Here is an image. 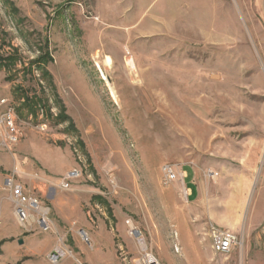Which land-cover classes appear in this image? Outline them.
<instances>
[{
	"label": "rangeland",
	"instance_id": "rangeland-1",
	"mask_svg": "<svg viewBox=\"0 0 264 264\" xmlns=\"http://www.w3.org/2000/svg\"><path fill=\"white\" fill-rule=\"evenodd\" d=\"M0 97L17 116L0 124V264L55 248L56 264H264V0H0ZM8 177L47 231L18 225ZM206 211L232 226L228 254Z\"/></svg>",
	"mask_w": 264,
	"mask_h": 264
},
{
	"label": "built area",
	"instance_id": "built-area-1",
	"mask_svg": "<svg viewBox=\"0 0 264 264\" xmlns=\"http://www.w3.org/2000/svg\"><path fill=\"white\" fill-rule=\"evenodd\" d=\"M10 104H14L6 97H0V124L3 119L9 121V125H13L15 114L10 113ZM1 134V131H0ZM6 144L0 143V147ZM165 182L178 181L181 182V194L188 200L190 189L185 181V172H177L171 165L166 164L163 167ZM78 176V173H70L63 177L60 185L67 188L71 182V178ZM6 185L11 188V199L13 204V215L18 225L26 231L31 230L36 225L40 230L47 231L49 228V220L47 217L48 208L43 206L40 200L24 193L22 185L14 183L13 178L6 179ZM130 232H134L136 236L140 233L135 229L129 220L126 221ZM209 237L211 239L212 250L218 254H228L236 244V236L233 232L220 228L215 225L209 226ZM62 250L59 252L57 248L49 253L48 259L52 264H56L61 257ZM134 264H158L157 261L149 254H140L135 259Z\"/></svg>",
	"mask_w": 264,
	"mask_h": 264
},
{
	"label": "crops",
	"instance_id": "crops-1",
	"mask_svg": "<svg viewBox=\"0 0 264 264\" xmlns=\"http://www.w3.org/2000/svg\"><path fill=\"white\" fill-rule=\"evenodd\" d=\"M186 183H187V185H188L189 188H190V197H191V200H192V201H195V200L198 198L199 194H200V188H199V186H197V185L195 184V182L193 181L192 178H191L188 182H186ZM36 185H37L38 187H42V186H43L40 182L37 183ZM4 200H5V196H0V203H1V205H3ZM6 203H7V205H8L7 207H9L10 202L7 200ZM3 207H4V206H2V210L4 209ZM224 210H226V206L224 207ZM201 217H202L203 219H205V220H206V219H212L213 221L216 222V225H217L218 227H220V228H224V229H227V230L233 232L232 230H230L229 228H227V227H232L229 223L224 222V221L221 220L220 218L218 219V218H216V217H213L210 211H206L205 213L203 212V213L201 214ZM207 228H208V227H207ZM198 229H199V230H201V229H204V230H205V225H204V224L200 225Z\"/></svg>",
	"mask_w": 264,
	"mask_h": 264
},
{
	"label": "bare ground",
	"instance_id": "bare-ground-1",
	"mask_svg": "<svg viewBox=\"0 0 264 264\" xmlns=\"http://www.w3.org/2000/svg\"><path fill=\"white\" fill-rule=\"evenodd\" d=\"M130 60V59H129ZM108 61V63L110 62V59H108L107 60ZM106 61V62H107ZM14 107L10 104V113L11 114H15V111H14V109H13ZM15 118H17V116H16V114H15ZM10 126H13V125H10ZM141 240V239H140ZM58 250H59V252H61V250L59 249V248H57Z\"/></svg>",
	"mask_w": 264,
	"mask_h": 264
},
{
	"label": "water",
	"instance_id": "water-1",
	"mask_svg": "<svg viewBox=\"0 0 264 264\" xmlns=\"http://www.w3.org/2000/svg\"><path fill=\"white\" fill-rule=\"evenodd\" d=\"M18 243H22V239H19V240H18Z\"/></svg>",
	"mask_w": 264,
	"mask_h": 264
},
{
	"label": "trees",
	"instance_id": "trees-1",
	"mask_svg": "<svg viewBox=\"0 0 264 264\" xmlns=\"http://www.w3.org/2000/svg\"><path fill=\"white\" fill-rule=\"evenodd\" d=\"M1 243V242H0Z\"/></svg>",
	"mask_w": 264,
	"mask_h": 264
}]
</instances>
